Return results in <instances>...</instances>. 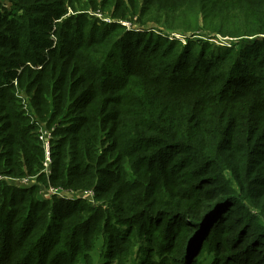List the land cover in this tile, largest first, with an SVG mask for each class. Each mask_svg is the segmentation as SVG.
I'll return each mask as SVG.
<instances>
[{
  "label": "trees",
  "instance_id": "trees-1",
  "mask_svg": "<svg viewBox=\"0 0 264 264\" xmlns=\"http://www.w3.org/2000/svg\"><path fill=\"white\" fill-rule=\"evenodd\" d=\"M0 176L93 193L0 181V264H264V0H0Z\"/></svg>",
  "mask_w": 264,
  "mask_h": 264
},
{
  "label": "rangeland",
  "instance_id": "rangeland-1",
  "mask_svg": "<svg viewBox=\"0 0 264 264\" xmlns=\"http://www.w3.org/2000/svg\"><path fill=\"white\" fill-rule=\"evenodd\" d=\"M96 18H99V19H102L104 22H107L109 23V19L107 18H104V17H101L100 14H95ZM121 25L126 23L130 26L128 27H124L126 30H133V26L131 23H128L127 21H124V22H119ZM172 36H174L179 42H182L183 44H185L184 40L182 39V37L178 36V35H175V34H172ZM212 43H217V44H220V45H227L226 41H223L222 39L218 40V41H215V40H211ZM20 97H22V103L24 105V109L28 112V114H30L29 110H30V107H29V101L27 98H24L22 95H20ZM41 125H39V128H40ZM44 125L42 124V128L46 131V132H50L51 133V130H48V129H45L43 127ZM39 130V129H38ZM50 138H51V135H50ZM46 177H48L46 175ZM6 178L5 180H3L4 182H6L7 184L9 183L10 186H14L16 188H28V187H31V186H37L38 187V198L40 200H50V199H64V200H77V199H88L90 200V198L88 196H86L84 194V192H77V193H72V192H67L65 190H59L57 188H53L51 186H48L46 187L45 185L41 184V182H38L37 181V177L34 176H30V177H24L22 180L21 179H11V178H7V177H4ZM7 180V181H6ZM10 180V181H8ZM57 192V193H56ZM54 193H56V195H53ZM100 257H101V251H100V248L97 247L96 250L93 252L92 254V259L94 260L95 263H98L100 260Z\"/></svg>",
  "mask_w": 264,
  "mask_h": 264
},
{
  "label": "built area",
  "instance_id": "built-area-1",
  "mask_svg": "<svg viewBox=\"0 0 264 264\" xmlns=\"http://www.w3.org/2000/svg\"><path fill=\"white\" fill-rule=\"evenodd\" d=\"M122 26L128 27L130 25L124 23V24H122ZM38 138L41 141L42 148L44 150L43 172L48 176L50 174V165H51L50 152H49L50 151V132H46L42 127H40L38 130ZM5 179L6 178L0 176V181H3ZM22 180H24V179H22ZM8 181H10V180H8ZM57 189H59V188H57ZM59 190H62V189H59ZM83 192L86 196H88L90 198V200L87 199L88 201L93 200L92 191H82V193ZM56 193H54L53 195H56Z\"/></svg>",
  "mask_w": 264,
  "mask_h": 264
}]
</instances>
